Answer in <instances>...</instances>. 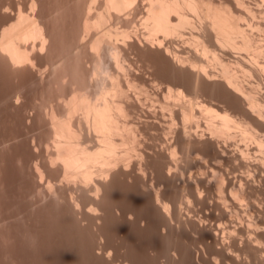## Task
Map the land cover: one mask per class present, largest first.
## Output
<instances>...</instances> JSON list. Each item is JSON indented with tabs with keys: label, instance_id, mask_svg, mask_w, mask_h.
Wrapping results in <instances>:
<instances>
[{
	"label": "bare ground",
	"instance_id": "1",
	"mask_svg": "<svg viewBox=\"0 0 264 264\" xmlns=\"http://www.w3.org/2000/svg\"><path fill=\"white\" fill-rule=\"evenodd\" d=\"M18 2L11 19L8 2L2 4L8 10L0 5L10 19L0 24V65L22 79L30 75L25 71H44L47 62L51 73L64 74L68 60L76 62L52 41L56 27L50 21L61 6L48 13L42 0ZM73 4L76 40L82 39L69 43L68 51L86 71L82 82L75 78L68 98L60 93L65 103L57 96L61 111L50 112L56 101L48 104L49 115L45 111L50 128L49 136L43 134L50 141H41L49 143L43 154L49 153L30 164L39 198L59 203V211L75 221L70 214L63 218L77 226L96 228L98 245H86L105 264H138L120 260L110 247L112 236L102 230L109 223L117 234L112 218L119 226L154 228L174 239L164 255L156 245L160 261L158 249L152 259L159 264H264V0ZM13 91L4 101L19 97L13 102L18 108L23 92ZM42 99L31 101L30 109L45 104ZM44 110L39 114L45 117Z\"/></svg>",
	"mask_w": 264,
	"mask_h": 264
},
{
	"label": "rangeland",
	"instance_id": "2",
	"mask_svg": "<svg viewBox=\"0 0 264 264\" xmlns=\"http://www.w3.org/2000/svg\"><path fill=\"white\" fill-rule=\"evenodd\" d=\"M1 1L2 0H0V3ZM10 1H13V0H10ZM10 1L3 0L2 1L3 3H1L0 5L5 6L8 2V5H7L8 8L10 9L11 6L13 5L15 9L17 4L19 3L18 1L21 2V0H14L12 5H9L11 4ZM15 1L17 2V4L15 3ZM42 1H43V5H45L44 3H47L46 7L44 8V11L45 12L47 11L48 13L52 12V8H54L53 6H55L56 10H57V7H60V6L62 7V8L60 7V10L62 12V13L60 12L61 13L60 16H57L58 18L55 17L57 19L54 18L53 22L50 21L53 24L55 20L54 25L51 24L50 26L51 28L52 26H54V28L56 27L55 28L56 30L52 28L54 29V32L53 30H51V32L55 33L56 31V34L58 35L57 37L56 34H54L53 36L55 37V40L52 38V41H55L54 43H56L54 47H57V50H56L57 52H59V49H61L60 53L64 54L65 52L64 55H67L68 57H71V58L73 56V59L71 60H73L74 62L78 64V61H79L78 58L77 57L74 58L75 57L74 55L69 54L73 49L72 45L75 46L76 42L82 39V36H81L80 39L77 37L78 39L76 40V36L78 34L76 35L77 28H75L77 25H74V24H77V20L75 21V19H77V16H76L77 14H76V10H74L75 9V5L73 4L74 0H42ZM14 3L16 4L15 6H14ZM2 4H5V5H2ZM72 5L74 6V8H72L73 7ZM7 6H5L6 8L0 7V9L2 8L1 9L2 11H0V24L2 23L1 24L2 26H5V24L7 25L6 22H10V21H7L9 19L8 17L9 14H7L8 11L9 13H11L10 19H11V16L13 15L12 13L14 14L16 13L15 12L16 10L13 11L14 10L13 8H11L12 10L11 9L8 10ZM4 8L8 10L6 14L3 13V12H6ZM46 8L47 9L50 8V11L49 9L45 10ZM74 14L76 17L74 16ZM1 25H0V28H2ZM73 27L74 29H76V31L73 29ZM72 36H74L75 39H72L71 38ZM69 39L75 40V43ZM54 43H52V45ZM69 43H71L72 45H70ZM65 48L67 50H64ZM68 50H71V51H68ZM56 53H54V50H52L53 55ZM46 58L45 60L48 59L49 62L51 61V59L49 60L50 57L47 59ZM68 59L70 58H66V60ZM42 60H44V58L41 59V61ZM68 61L70 62V60ZM43 62L44 61H42V64ZM46 62L47 61H45L44 63ZM69 62L68 64L67 63L65 64L67 66L64 65V67H66L67 69L64 67L62 69V70L66 69L65 71H63L64 74L65 72L67 73L65 74V76L64 74H62L63 75L62 76L60 72L58 73L56 72L57 74H60L59 75L60 77H65V78L68 77L67 78L68 80L70 77L69 74L71 76L74 75V73H72L73 72L72 69H75L71 65V63L73 64V62L72 61L70 63ZM76 63L73 65H75L74 67L78 68L76 69V71L78 70L79 72L74 71L75 73H78V74H75L77 76L74 75V79L70 77L69 81L72 80V82H67L68 80L65 81V78H63L64 80L58 81L60 77L57 75L58 76L57 78V76L54 73H51L53 67L51 66L52 64L50 65L48 62H47V65L49 64L51 67L49 65L47 66L46 64L41 65L42 68L43 66H45L43 68L45 69L44 71L40 70L41 73H39V69H37L36 72L35 71H32V72L25 71L24 72L25 74L26 72H29L30 74L29 76L31 77L33 76V72H34L35 74L32 77L33 79L30 78L28 74H26V77L23 76L25 74H23L22 72V76L24 79L27 78L28 80L27 82H26V79L25 81H22L24 79H22V77H19V75H21L20 73L19 75H16L18 73H14L17 76L15 77V75L12 74L13 72H11V69L6 68L8 66L5 65L4 67V65H0V264H103V263L105 264L103 260L101 259L99 260V258L97 259L93 251L90 252L91 249H89V247L87 246V245H91L90 242L92 243L94 242L93 243L94 245L95 244L98 245L97 243L98 239L95 242V239L97 238V236L94 235V232L95 231L98 232V230H95L96 228L87 229L84 226L82 227V224L81 226L80 225L77 226L80 223L76 221L74 224L72 220L73 221L75 220L74 218H72L70 213L62 212L63 211L62 208H60L61 211H59V207H61L59 203L53 204L54 201L52 202V199L48 197H42L44 201L40 199L41 198L40 194L38 193L36 189L37 186L35 187V185H37L38 182L36 178H34L35 180L32 179V177L34 176L31 173L32 168L37 163V161L43 162L44 159L46 160L45 156L49 153L48 151L49 143L48 144L46 143L48 146L44 144L45 142L50 141L49 137H45L46 133L48 134L47 131H49V128H50V126L47 127V125H49L48 124L49 119L47 118L48 120H45L48 123L47 122L44 123V119L46 118V116L49 117L48 115L50 114L53 108L55 109L57 108V110L61 108L59 109V111H61L62 108H64V104H63L65 103L64 100H67L65 99V97L68 98L70 96V95L68 96V94H70V91L72 93L73 81H75L76 77L78 78L80 76L79 81L82 82V79L85 75L84 73L86 70L83 71L84 69L82 70L80 69L81 66H84V65L80 66V64L77 65ZM76 65L79 67H77ZM41 66H39L38 68H40ZM46 66L50 67L51 71L48 70ZM82 68H86V67L84 66ZM67 70L69 72H67ZM80 71H82L83 75L80 74ZM40 74L41 75L43 74L44 76H42L41 78ZM35 75L36 77L40 75L39 76L40 79L38 77L37 78L42 83L44 82L42 81V79L45 80L43 85H41L42 83L40 84V82H36L38 80L34 79ZM53 75H55L54 80H53V77H54ZM43 77H45V79ZM18 80H20V82L23 83V87H21L22 85L19 86V84L21 83L17 84V82H19ZM55 80L58 81L56 82L58 84L59 82L63 83L62 81H65L67 83L66 85L65 83L62 84L63 86L65 85V87L58 89L61 83L59 84V86H56L58 84L53 83ZM46 82H49L51 86L47 85ZM45 84L47 85V87L45 86ZM68 84H71V86ZM14 88H19V90L17 91L15 89L16 91H13ZM22 88L23 90L21 91L23 93L20 91V89ZM10 91H11V94H9ZM12 91L14 95H16L15 92L16 93L20 92V94L21 93L24 94L25 98L22 94L21 95L23 96L25 100L22 99V96L20 95L21 101H19V103L23 104L22 100L26 101L24 104L27 103V106L29 105L28 106L29 108L26 105H24L23 106L24 108L25 106L27 107L26 109H24L22 107V104H19L18 108H16L17 104L15 105L13 102H15L16 99L19 100L18 99L19 97H16V98L15 96L11 97L10 101H12V99L13 100L15 99L14 101H12V103H9L10 101H7V99H6L7 102H5L4 97L8 96L9 98L10 95L12 96ZM60 93H62V96L64 94L65 97L62 98ZM57 96L58 97L61 96L57 100L61 101L60 99H62L63 103H60V105L63 104L62 107L58 106L59 101L56 100ZM42 98L46 100L44 101L45 104L44 103L43 104L47 109L43 107V104L41 102L38 103L37 106L36 104L35 106H33V108L35 109L36 107L38 108L37 111H35L33 108H32L33 110L30 109L33 104L32 102L43 100ZM52 99L54 100L50 101ZM55 101L56 103H54ZM46 102H48L47 106H46ZM51 102H53L54 105ZM15 103H17V101ZM12 104L15 105V107L12 106ZM40 104H42V108ZM48 104H50V106L53 105L54 107L53 106L50 107ZM56 104L57 106L55 107ZM48 107H50V109ZM43 109H45L43 112L45 114L46 112L48 113V109L50 110L48 115L44 114L45 117L39 114L40 111H43ZM43 123H44V127L42 126ZM45 127H47L48 130H46L47 128ZM42 128L44 132L41 131ZM46 136H49V135H46ZM33 137H35V141L37 140L36 142L33 141L34 140ZM43 139H45L44 140L45 142L41 141ZM33 142H35V144H33ZM42 142H43L42 145L43 146L46 145L48 148L46 154L45 152L43 154V151H46V148H45L46 146L44 147L41 145L36 146V144H40ZM51 148L52 147H50V149ZM39 149H41V151ZM39 151L40 153L42 152L41 155L37 153ZM38 155L39 156L44 155V156L41 157L40 159ZM36 158H38L39 160L35 161ZM33 162H36V163L34 164ZM31 163H33L32 164L33 166L30 165ZM29 165H30V168L32 167L30 170H29ZM34 181H36V183ZM37 188L39 190V185ZM47 198L50 200H48ZM45 201L46 202L48 201V204H46ZM49 201H51L52 203L51 205H49L50 203ZM61 214H64V215L70 214V219L72 218V220L70 221L75 226L74 225L71 226L69 223L70 221L67 220V218L69 219V215L68 216L65 215L64 217L67 216V218H63ZM110 221L115 222L118 225V228L120 227L121 230L118 229L119 231L117 230V232H115L118 235L112 234L114 233V231H109L111 229L110 228L111 225H109V223L105 225V227H107L108 230L104 227L105 229L103 228L102 231L103 232L105 231L104 233H106V235L108 234L107 235L108 237L109 235L112 236V238L109 237L108 239V241H110L109 245L110 247L112 246L114 247V249L118 250V251L116 250L115 251H116V256L120 260H128L134 263L137 262L138 264H149L148 262H150V264H159L160 262H157L156 260L160 257V250H161L160 248L163 247L162 250L163 249L164 250L163 252L161 251L163 253L161 255H164L167 245L173 244L174 243L173 241H175L174 239L172 240V238L171 239L162 238L161 237L162 235L160 233H157V231L152 232L155 230L154 228H152V231H150L151 228L150 229L148 228L149 230H146V231L144 229L138 230V229L130 228L131 232H129V234H126L128 233L126 230L129 228H125L123 227L124 225H121L124 229L122 232V227L119 226V224H122L121 221L117 219H113V218ZM76 223L78 224L76 225ZM130 229L128 231H130ZM149 231L151 232V234ZM97 232L95 234H97ZM139 232L140 234H138ZM152 235H155V236H152ZM93 236H95V239H93L94 238ZM117 236L119 237L115 239V237ZM159 236L161 240L158 239ZM88 238H90L92 241ZM86 239L88 240V242L89 241L90 242L88 243ZM157 239L160 241H157ZM164 240L167 242H165ZM181 242L183 241L181 240ZM93 244L91 246H93ZM156 245L160 247L159 248L160 250L158 249V246L156 247ZM153 246H155L156 248H154ZM155 250H157L156 254L152 253V252H155ZM87 252L93 253L94 258H90L92 257V254H88ZM153 254L157 258L154 257ZM153 257L156 258L155 261L157 263H155V261L153 260L154 259ZM90 259L91 260L94 259V260L91 261ZM158 260L160 261V259ZM153 261L154 263H151ZM174 263L178 264V262L176 261Z\"/></svg>",
	"mask_w": 264,
	"mask_h": 264
}]
</instances>
